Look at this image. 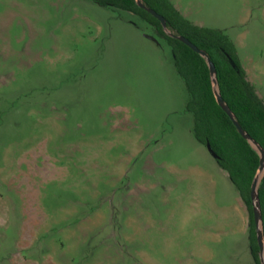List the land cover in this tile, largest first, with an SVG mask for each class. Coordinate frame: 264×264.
Wrapping results in <instances>:
<instances>
[{
    "label": "rangeland",
    "instance_id": "1",
    "mask_svg": "<svg viewBox=\"0 0 264 264\" xmlns=\"http://www.w3.org/2000/svg\"><path fill=\"white\" fill-rule=\"evenodd\" d=\"M264 100V0H170ZM169 44L92 0H0V264H255Z\"/></svg>",
    "mask_w": 264,
    "mask_h": 264
},
{
    "label": "trees",
    "instance_id": "2",
    "mask_svg": "<svg viewBox=\"0 0 264 264\" xmlns=\"http://www.w3.org/2000/svg\"><path fill=\"white\" fill-rule=\"evenodd\" d=\"M99 5L117 8L140 16L155 28L157 35L170 46L174 66L184 81L188 98L186 109L192 113V133L200 143L209 144L217 164L226 171L248 211V241L255 264H261L256 240L250 189L259 167V155L237 130L233 121L216 101L206 60L175 36L168 35L161 22L140 7L136 0H92ZM161 14L167 28L188 38L213 61L216 80L223 101L241 127L264 147V100L257 94L242 67L234 42L221 28L193 23L183 16L170 0H141ZM264 234V173L258 185Z\"/></svg>",
    "mask_w": 264,
    "mask_h": 264
},
{
    "label": "water",
    "instance_id": "3",
    "mask_svg": "<svg viewBox=\"0 0 264 264\" xmlns=\"http://www.w3.org/2000/svg\"><path fill=\"white\" fill-rule=\"evenodd\" d=\"M136 2L140 7L146 9L149 13H151L154 17H156L161 22L163 29L168 35L175 36L177 39L185 43L192 50H194L195 52H197L198 54H200L202 57L205 58L209 71H210L212 84H213V92H214L216 101L221 106V108L227 113L230 119L233 121L238 132L244 138L248 140V142L251 144L253 148H255V150L257 151L259 155V167L251 183L250 197L252 201V211H253L254 223H255V228H256V240H257L258 247H259L260 263L264 264V234H263V227H262L261 207H260V201H259V196H258V185L264 173V147H262L253 138H251V136L241 127L239 122L235 119V116L230 110V108L228 107V105L223 101L221 94H220L219 86L216 80L215 65L213 61L209 58L207 53L204 50L198 48L188 38L182 35L174 34L170 29H168L165 18L161 14H159L157 11L145 6L141 0H136ZM206 147L208 151L211 153V155L215 158L216 154L212 150L211 146L207 144Z\"/></svg>",
    "mask_w": 264,
    "mask_h": 264
},
{
    "label": "crops",
    "instance_id": "4",
    "mask_svg": "<svg viewBox=\"0 0 264 264\" xmlns=\"http://www.w3.org/2000/svg\"><path fill=\"white\" fill-rule=\"evenodd\" d=\"M215 159V158H214ZM222 169V168H221ZM225 173H226V171H225ZM226 175H227V173H226ZM227 177H228V175H227ZM229 178V177H228Z\"/></svg>",
    "mask_w": 264,
    "mask_h": 264
}]
</instances>
